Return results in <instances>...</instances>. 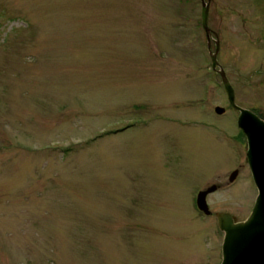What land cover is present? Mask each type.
<instances>
[{
    "label": "rangeland",
    "instance_id": "374dc122",
    "mask_svg": "<svg viewBox=\"0 0 264 264\" xmlns=\"http://www.w3.org/2000/svg\"><path fill=\"white\" fill-rule=\"evenodd\" d=\"M209 26L264 109V0H211ZM239 114L202 0H0V264H221L216 212L258 194Z\"/></svg>",
    "mask_w": 264,
    "mask_h": 264
},
{
    "label": "water",
    "instance_id": "95a60500",
    "mask_svg": "<svg viewBox=\"0 0 264 264\" xmlns=\"http://www.w3.org/2000/svg\"><path fill=\"white\" fill-rule=\"evenodd\" d=\"M211 0H202V25L206 31L207 45L212 60V68L220 75L231 106L240 111L238 125L247 136V159L258 194L250 215L237 221L230 212H216L220 229L225 233L222 245L223 259L221 264H264V109L263 107L245 108L236 103L235 88L229 79L224 66L218 59L220 40L216 36L215 48H212L214 30L209 26ZM226 108L216 106L215 111L223 114ZM238 175L234 170L230 175L233 182ZM217 189L211 185L200 190L196 203L205 214H211L207 195Z\"/></svg>",
    "mask_w": 264,
    "mask_h": 264
},
{
    "label": "trees",
    "instance_id": "16d2710c",
    "mask_svg": "<svg viewBox=\"0 0 264 264\" xmlns=\"http://www.w3.org/2000/svg\"><path fill=\"white\" fill-rule=\"evenodd\" d=\"M242 133V132H241ZM242 135H244L243 133H242Z\"/></svg>",
    "mask_w": 264,
    "mask_h": 264
},
{
    "label": "bare ground",
    "instance_id": "6f19581e",
    "mask_svg": "<svg viewBox=\"0 0 264 264\" xmlns=\"http://www.w3.org/2000/svg\"><path fill=\"white\" fill-rule=\"evenodd\" d=\"M225 234V233H224Z\"/></svg>",
    "mask_w": 264,
    "mask_h": 264
}]
</instances>
